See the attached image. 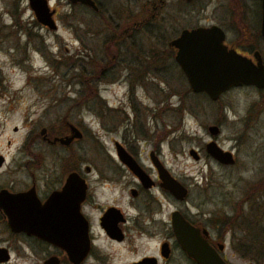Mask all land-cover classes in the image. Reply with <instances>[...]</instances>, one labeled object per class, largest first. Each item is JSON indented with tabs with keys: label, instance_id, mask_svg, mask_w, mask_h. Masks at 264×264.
<instances>
[{
	"label": "flooded vegetation",
	"instance_id": "af4514ba",
	"mask_svg": "<svg viewBox=\"0 0 264 264\" xmlns=\"http://www.w3.org/2000/svg\"><path fill=\"white\" fill-rule=\"evenodd\" d=\"M65 2L78 4L99 19L92 32L99 45L94 48L86 37L90 27L85 21L78 17L77 22H67L72 33L68 42L79 43L74 49L77 70L63 74L61 94L50 96L47 103H66L70 98L67 110L43 119L32 105H43L47 91L29 84L30 103L22 113L29 128L20 134L14 120L25 101L18 95L19 87L10 84L3 61L0 64V264L26 259L27 264H197L174 237V210L232 264L224 252L222 212L220 222H213L212 212L189 202L191 185L166 165V107L161 93L169 86L165 90L160 82L172 67L185 78L172 43L182 29L212 28L227 49L252 57L253 50L259 51L253 45L264 39L259 30L260 0H93L96 8L81 1ZM47 4L53 18L56 9L50 0ZM36 21L0 22V43L7 36L2 32L6 27L7 34L13 30L16 36L14 50L1 53L11 64L21 59L18 46L26 55L31 27L55 33L57 25L51 29ZM67 57H62L64 64ZM30 79L27 75L24 82ZM149 89L155 92L151 101L144 100ZM103 91L113 100L108 102ZM74 107L91 110L93 118L85 119L82 112L69 117V108ZM85 138L101 147H96L100 163L86 159ZM195 150L194 159H200V149ZM163 168L186 187L182 198L164 187ZM218 243H223L222 249Z\"/></svg>",
	"mask_w": 264,
	"mask_h": 264
},
{
	"label": "rangeland",
	"instance_id": "374dc122",
	"mask_svg": "<svg viewBox=\"0 0 264 264\" xmlns=\"http://www.w3.org/2000/svg\"><path fill=\"white\" fill-rule=\"evenodd\" d=\"M50 1L56 9L53 17L57 25L55 33L38 25L31 27V39L25 50L27 56L22 54L23 50L18 46L17 57L21 58L18 63L11 64L7 56L1 54L2 51L7 52V49L13 51L16 41L13 30L8 34L7 32L10 31L8 27L2 30L7 36L1 39L0 64L3 61V71L8 76L10 84L16 88L19 87L18 95L25 101L23 103L21 100L18 117L14 120L17 125H20V134L29 128V124L24 125L22 120V113L30 103V96L29 98L27 96L30 95L28 91L31 92L32 88L29 84H35L38 89L47 91L43 98V105H32V109L38 114L41 113L43 119L51 118L57 113L60 114L67 110V106H70L68 103L70 98L66 103L58 102L47 105L50 96L61 94L62 88L58 85L64 82L63 74L67 76L77 70L74 49L79 43L73 39L68 42V37L72 33L66 27L67 22H77L80 17V20L85 21L90 27V32L86 36L89 44L93 48L99 46L97 37L92 34L99 19L93 13L83 10L78 4L69 6L66 0ZM26 18L36 21L31 9L27 6V0H0V22H11L14 19L23 21ZM24 40L22 34L20 42L23 43ZM143 42L144 45L149 46L146 39ZM257 45L264 61V39L260 38ZM247 46L241 45L240 47L246 48ZM23 56L27 59L23 60ZM65 56H68V64L62 61V57ZM72 61L73 64H71ZM169 73L164 83L160 82L165 90H167L166 86H169V91L161 93L164 96L163 104L166 107L164 113L166 165L182 181L191 185L188 201L201 203V208L205 213L212 212L213 222L218 220L220 222V212L223 217V215L240 211V224L237 220L233 228L228 226L226 220L223 224V228H226L224 252L228 261L232 264H246L247 262L264 264V258L257 263L255 260L241 256L234 249L236 244L252 242L258 244L250 240L248 228L241 220L243 216L247 215L250 223H255L256 227L264 225V88H256L253 85L233 86L217 99L211 100L202 92L189 90L185 78L174 67ZM27 75L31 79L25 83ZM22 85L26 87H21ZM149 90L144 100L151 101L155 97V92ZM68 94L73 95L71 91ZM103 94L108 102L113 100L109 92L103 91ZM252 102H254L253 105ZM90 111L87 112L80 107L69 108V117L76 118L82 112L85 119L93 118ZM210 123L218 124L219 131L216 135L211 136L208 133L206 126ZM209 138H214L219 146L234 153L235 162L232 165H221L204 151L203 143ZM84 142L86 159L96 164L100 163L96 147L99 149L101 147L96 141L92 143L87 138ZM103 142L108 148L107 137ZM190 147L200 149V159H194L189 154ZM171 148L175 149V154H172L174 150ZM253 186H258L256 193L250 195L249 198L246 197L252 191ZM239 198L240 201H238ZM252 249L255 250V248ZM27 262L28 259L21 260L20 264H27Z\"/></svg>",
	"mask_w": 264,
	"mask_h": 264
},
{
	"label": "water",
	"instance_id": "95a60500",
	"mask_svg": "<svg viewBox=\"0 0 264 264\" xmlns=\"http://www.w3.org/2000/svg\"><path fill=\"white\" fill-rule=\"evenodd\" d=\"M70 1H81L96 8L93 0ZM29 5L37 21L51 29L56 27L51 16L53 10L48 8L47 0H29ZM260 7L259 30L264 36V0H260ZM210 32H214V29H182L180 35L172 40L177 47L175 58L191 91L203 92L214 100L230 86L253 85L256 88H264V63L260 52L255 49L250 57L232 48L227 49L220 41L221 36H216L214 32V38H209ZM206 129L210 135H214L219 127L216 123H210ZM204 150L218 162L234 161L231 151L221 148L213 139L204 143ZM188 152L193 158L197 157L194 148L190 147ZM160 172L164 187L174 196L182 198L186 194V187L166 169L163 168ZM171 221L176 241L197 264H228L216 249L207 243L199 228L186 221L177 210L172 211ZM201 231L206 233L205 228ZM222 246L223 243H218V249H222Z\"/></svg>",
	"mask_w": 264,
	"mask_h": 264
},
{
	"label": "trees",
	"instance_id": "16d2710c",
	"mask_svg": "<svg viewBox=\"0 0 264 264\" xmlns=\"http://www.w3.org/2000/svg\"><path fill=\"white\" fill-rule=\"evenodd\" d=\"M253 46L257 47L258 45L256 44ZM249 47H252V46H249ZM253 104H254V102H252V105ZM222 218H223V220L227 221L228 226L230 228H233L236 220L240 224V213H239V211L228 214V215H223ZM241 220L243 221L244 225L248 228V234L250 235V240L257 242L258 244L256 245L253 242L252 243L254 245L252 243H250V244H246V243L236 244V245H234V249L236 251H238L241 256H245L251 260H255V262H257V263H260L261 258H264V225L261 224V225H259V227H256L255 223H250L247 215L243 216ZM257 223L258 222H256V224ZM238 226L240 228V225H238ZM252 248H255V250H253Z\"/></svg>",
	"mask_w": 264,
	"mask_h": 264
}]
</instances>
